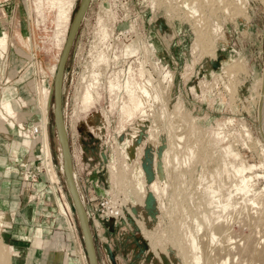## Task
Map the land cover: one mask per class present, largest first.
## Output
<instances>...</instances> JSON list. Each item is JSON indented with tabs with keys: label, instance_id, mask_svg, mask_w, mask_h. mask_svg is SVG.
Here are the masks:
<instances>
[{
	"label": "rangeland",
	"instance_id": "rangeland-1",
	"mask_svg": "<svg viewBox=\"0 0 264 264\" xmlns=\"http://www.w3.org/2000/svg\"><path fill=\"white\" fill-rule=\"evenodd\" d=\"M81 5L60 28L57 0H0V57L21 50L18 65L0 69V264L23 257L31 235L27 257L81 254L93 264L83 217L107 264H186L182 226L205 235L198 220L234 200L223 215L245 240L251 231L237 226L236 210L264 200V0H88L74 31ZM94 81L95 96L83 100ZM237 169L248 187L234 195ZM99 217L109 222L104 242Z\"/></svg>",
	"mask_w": 264,
	"mask_h": 264
},
{
	"label": "bare ground",
	"instance_id": "bare-ground-1",
	"mask_svg": "<svg viewBox=\"0 0 264 264\" xmlns=\"http://www.w3.org/2000/svg\"><path fill=\"white\" fill-rule=\"evenodd\" d=\"M52 1H56V0H52ZM57 1L59 2V12L57 14L58 27H60V28L66 27L69 25V22L71 20V13L75 7L76 0H57ZM87 5H88V0H82V5L80 6L81 9L77 13L75 24L73 25L74 31L77 29L79 20L82 17V15L84 14V12L87 8ZM102 26L103 25H101V27ZM104 31H105V28H104ZM101 35H105V34H101ZM96 49H97V47H96ZM67 51H68V49L66 50L65 53L63 52L65 55V56L64 55L63 56L65 58H67L66 57ZM102 54H104V53H102ZM97 57H99V56H97ZM97 57L94 58V60H96ZM104 57H102V58H104ZM32 58H33V61L31 60V62H33L32 66H35V68L37 70L39 68V62H38V60H36V57L34 55L32 56ZM98 59L100 60L101 58L99 57ZM62 62H64V59ZM100 63H101V61H100ZM90 76H91V74H90ZM92 79H91V81H92ZM262 79H261V83H259L260 84V86H259L260 87V92H259L260 96H258V97L262 96V91H261L263 89L262 88V85H263ZM96 82H95V84H96ZM88 83H91V84L90 85L88 84L89 85L88 88L85 89L86 91H85L84 98H83V100H85V101L88 100L90 97H92V95L95 96L94 95L95 94V86H97V84L94 85V83H92V82H88ZM147 84H149V82H147L140 89L141 96L145 95V98L142 99L143 105L147 103L148 98L153 96V94H152L153 90L150 91L151 87L149 88V86ZM110 85L112 86V84H110ZM115 87H116V85H115ZM110 89H112V88H110ZM110 91L113 92V90H110ZM37 92L39 94V101H40L39 109L41 110V126H40L41 132L39 133V135H40V143H41V148H42L41 151H42V155L44 158L43 166L47 169V174L50 177V180L52 182H54L55 172L53 169V164H52V159H51V150H50V145H49V132H48V126H47L48 118H47V115L45 114V111H44L45 107L43 105H41V99H42V97H41L42 93L41 92H42V90L40 89L39 86L37 87ZM155 93L158 94V92H155ZM256 94H257V92H256ZM82 97H83V95H82ZM86 104H87V102H86ZM83 106H85V105H83ZM56 107H57L56 110L58 112L57 118H59L60 129H61V132L64 133V128L62 126V124H63L62 119H60L61 118L60 105H58ZM134 107H136V106H134ZM38 130L39 129H36V131H38ZM244 131H245V134L247 136L251 137L250 130L247 127L244 128ZM178 136H179V134H178ZM181 137H183V136H181ZM181 137L179 139L177 137V140L179 141L181 139ZM65 147H66V145H65ZM67 151H68V149H67ZM172 169H173L172 170V172H173L175 169L174 168H172ZM73 171L70 168L67 169V172L69 174H72L73 178H74L76 176V173ZM176 171L177 170H175L174 173ZM222 172L228 173V169H224ZM234 172H235V175L237 176L236 180L238 177H240V181H241V184H238L237 182L236 183L233 182L234 183L233 186H235L234 187V192H235L234 195H235L237 193V191H239L240 189H246L248 186L246 185L247 179L245 177H243L244 171L241 169H237ZM177 173H178V171H177ZM179 174L180 173H178V175ZM178 175L176 177L179 178ZM67 176H69V175H67ZM172 176H174V175H172ZM174 178H175V176H174ZM178 178H175V179L177 180ZM225 180L228 181V178L226 177ZM236 180H234V181H236ZM71 183H73V182H71ZM73 184H72V189L75 191L76 189L74 188L75 186H73ZM77 197H78V195H77ZM217 197H215L214 200L218 201ZM237 197H238V195H237ZM256 198L252 199L250 205L248 203H245V202H240V203H243L244 206H243V204L241 205L239 203L241 208L236 210V213H238V215L236 217V221L239 222V224L238 225L236 224V225L239 227H242L243 230L249 229L251 231L250 234L247 236V238L241 242H238L237 240H235V232L233 229L234 227L232 225V222H234V221H233L232 217L229 218L228 217L229 215H226V216L223 215V214H225L223 212H225V211L227 212V210L229 209V208L227 209L226 206L230 205V203H231L230 201H229L230 203H228V204L223 203L222 206H220L221 209L217 208L215 210L210 211L209 214L204 215L202 217V222H200L198 220V228L200 230L202 228H206L205 235L197 237L196 235H194L192 233V231L187 230L185 228V226H182V236L180 235L181 238H180V236L178 238L182 239V244L179 243V245H182L181 246L182 256L187 261L186 264H188V263H190V264H264V200H263V196L261 197L263 200V203H261L259 198L258 199H256ZM218 202L220 203V201H218ZM258 205H260V206H258ZM78 206H79V209L81 210L82 206L79 203H78ZM60 215L63 218V221L66 222L68 224V226L71 227V224H70L71 222H70L69 218L67 217V215L63 211H61ZM82 216H84V215H82ZM83 228L85 231V236H86L85 239L87 241L88 249L92 254L93 263L97 264L96 259H95V255H94L92 236L90 234L89 225H88L85 217H83ZM177 232H179V231H177ZM206 236H207V239H205ZM179 239H178V241H179ZM80 256L82 257L81 254H80ZM56 257H59L60 261L63 260V258H62L63 256H61V254H58ZM188 258H189V260H188ZM83 259H84V256L81 258V264H84Z\"/></svg>",
	"mask_w": 264,
	"mask_h": 264
},
{
	"label": "crops",
	"instance_id": "crops-1",
	"mask_svg": "<svg viewBox=\"0 0 264 264\" xmlns=\"http://www.w3.org/2000/svg\"><path fill=\"white\" fill-rule=\"evenodd\" d=\"M0 30L2 32L1 33L2 37H1L0 41L6 40V36L7 35H6V33L3 32L4 28L1 27ZM9 33H11V30H10ZM9 36H11V35H9ZM14 36L15 35H13L11 38H14ZM13 44H15V43L11 42L10 47L13 46ZM7 46L8 45H7V40H6V47H5L4 44H0V49L6 50ZM13 47H11L10 52L5 54L6 56H4V57L1 56L0 57V66H2V67H0V69L6 70L7 67H9V65H11L12 63L15 66L18 65V61L19 60L17 59V57L19 58L21 56L20 55L21 54V50H19L17 47H14L15 49L13 50L12 49ZM98 219L99 220H96V224H97L96 227H97L98 232H99L98 234H99V236L102 235L104 237V239H105V237H106L105 236L106 228H107V225L109 224V222H104L103 221L104 219L101 218V217H99ZM38 224L40 226V223H38ZM35 226L39 227V226H37V224H35ZM30 228L34 229V227L33 228L30 227ZM40 228H41V226H40ZM40 228H38V229L36 228V229L39 230ZM82 229H83V232H84L83 226H82ZM89 231H91V230L89 229ZM40 234H41V232H40ZM90 234H91V232H90ZM84 236H85V232H84ZM103 237H101V241L104 242ZM35 242H36V236L34 237L33 235H31V237H27L26 242H24V243L21 242L22 243V248L23 249L26 248V254H25V251H21V254H22L23 257H20V254H19V257H14V259L16 260L15 264H81V258L82 257L74 258V257H69V256L67 257L66 256V257H62L63 260L60 261L59 257H56L58 254H55V253L53 254L52 252L47 253L48 257H27L30 254L29 250L31 249V251H33L32 247H34ZM48 243L49 242H47V244ZM85 243H86V239H85ZM103 244H105V243H102V246H104ZM86 246H87V243H86ZM75 247L77 248L76 242H75ZM88 251H89V249H88ZM18 253H19V251H18ZM95 256H96V253H95ZM95 259H96V263L97 264H107V259L108 258H106V257H100L99 258V257L96 256ZM91 260L93 262L92 257H91ZM83 261H84V264H86L85 259H83ZM137 262H138L137 264H142V263L144 264L145 260L143 259L141 263L139 262V260Z\"/></svg>",
	"mask_w": 264,
	"mask_h": 264
},
{
	"label": "water",
	"instance_id": "water-1",
	"mask_svg": "<svg viewBox=\"0 0 264 264\" xmlns=\"http://www.w3.org/2000/svg\"><path fill=\"white\" fill-rule=\"evenodd\" d=\"M88 222V221H87ZM88 225H89V222H88Z\"/></svg>",
	"mask_w": 264,
	"mask_h": 264
}]
</instances>
